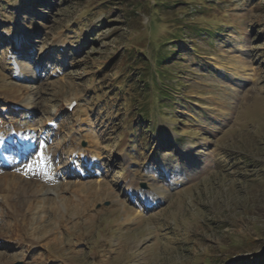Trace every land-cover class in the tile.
Returning <instances> with one entry per match:
<instances>
[{"label":"rangeland","instance_id":"obj_1","mask_svg":"<svg viewBox=\"0 0 264 264\" xmlns=\"http://www.w3.org/2000/svg\"><path fill=\"white\" fill-rule=\"evenodd\" d=\"M18 88L34 99L28 155L45 145L53 166L31 175L59 186L45 217L17 196L18 235L0 206V261L264 264V0H0V122L22 118Z\"/></svg>","mask_w":264,"mask_h":264},{"label":"bare ground","instance_id":"obj_2","mask_svg":"<svg viewBox=\"0 0 264 264\" xmlns=\"http://www.w3.org/2000/svg\"><path fill=\"white\" fill-rule=\"evenodd\" d=\"M2 33L7 34V32ZM9 35L13 42L19 41L18 44H21V46L26 44L31 37V34L27 30L22 32L20 31L16 34L9 33ZM17 42H14L13 46L19 48ZM58 43V46H61L60 48L64 49L65 42L58 41ZM14 59H16V57H14ZM14 61L15 60L11 61L13 65L15 64ZM26 64L20 63L19 65L18 63H16V65H18V76L21 78L26 77L32 79L35 77V72L32 71L31 68H28ZM15 70L16 69L12 67V71ZM12 96L15 104L17 105H14V103L11 104V100H9L10 107L14 109L19 105L23 108V112L21 116L22 118H20V120L16 123L8 121L0 122V160H2L3 166H1L2 169H0V188L4 189L0 191V206H5V208H7L9 212H11L10 214L16 222V227L14 226L15 228L13 230V234L17 233L18 235L22 231L24 216L18 206L19 204L16 200L17 196L27 193L33 195L34 198L30 202L35 203H32L33 205H29V209L38 212L39 216L45 217V208L47 207V204L50 200L48 191L52 190L56 194H58L57 190L59 184L48 185L43 182H38L37 177L35 178L34 175H31V172L35 171L36 168H39V171L40 169H44V173L50 176L52 175L53 166L52 164L51 166H49V164L47 163L48 161L50 163V152L46 149L45 145L41 146L40 144L38 148L40 149L38 156L33 157L31 154L30 156L28 155L30 151H32L33 148H35L37 145L34 127L35 121L32 118L34 99L29 95H25L24 92L19 88L13 91ZM71 101L72 100L65 102L66 105ZM76 141L74 138H72L71 143L74 142L73 145H75ZM11 146H13L12 151L14 152L15 159H17V161L19 160L20 162L18 163V167H16L17 165L14 166L12 164V167L8 168L10 162L7 159V152L9 150L11 151ZM82 147L83 146L79 141V144L74 147L75 149L69 150V158L73 157V155H80L81 157L83 156V162L86 163L88 152L85 151ZM99 160L100 155L98 154V152H92L90 160V163H92L91 166L98 167ZM79 170L81 171L82 175L85 176L83 170ZM95 170L96 169H94V171ZM39 171L37 173H39ZM36 194L40 197L37 198ZM74 194L76 198L80 199L78 192H74ZM3 237V234L0 232V241H2ZM17 242L22 245L32 244V246H36L38 244L37 239L30 238L17 239ZM0 264H11V262H9L8 260H2L0 261Z\"/></svg>","mask_w":264,"mask_h":264},{"label":"trees","instance_id":"obj_3","mask_svg":"<svg viewBox=\"0 0 264 264\" xmlns=\"http://www.w3.org/2000/svg\"><path fill=\"white\" fill-rule=\"evenodd\" d=\"M179 39V38H178ZM126 50H127V53H128V55H129V57H132V56H134V49L133 48H129V47H127L126 48ZM136 54H137V56H135L136 57V59L135 60H137V59H139L138 57H139V51L138 52H136ZM174 54L172 53V52H165V53H163V54H161V55H158V58H157V62H158V67H157V74H159V75H161V76H167V74H168V70H162V67L164 66V64L165 63H167L168 62V60L169 59H171L172 58V56H173ZM132 65V64H131ZM130 64H128V67H130L131 66ZM133 67H130V69H132ZM136 68V67H135ZM141 68L143 69V72H141V74H139L138 76H139V78H146L147 80H146V84H147V87H148V94H150L151 93V90L149 89L150 88V82H149V78H148V75H147V71H150V69H152V67L150 66V64L149 63H146L144 66L142 65L141 66ZM148 74H150V72H148ZM154 77H156V75H154ZM155 90L156 91H159V90H162V92L164 93L166 90H164V88H163V86H161V85H159V83H158V81H157V79H156V86H155ZM150 92V93H149ZM150 102H146V103H144V105H142V107H145V109L147 108V106H149L150 104H149ZM136 109V108H135ZM144 121H146V120H144ZM140 125L142 126L143 125V122H141L140 123ZM147 127H151V124H148V126ZM263 258H264V255L262 256ZM238 264H247V263H238Z\"/></svg>","mask_w":264,"mask_h":264},{"label":"water","instance_id":"obj_4","mask_svg":"<svg viewBox=\"0 0 264 264\" xmlns=\"http://www.w3.org/2000/svg\"><path fill=\"white\" fill-rule=\"evenodd\" d=\"M143 186H145V184H143ZM18 264H20V263H18Z\"/></svg>","mask_w":264,"mask_h":264}]
</instances>
